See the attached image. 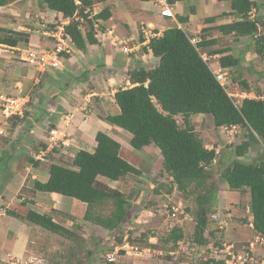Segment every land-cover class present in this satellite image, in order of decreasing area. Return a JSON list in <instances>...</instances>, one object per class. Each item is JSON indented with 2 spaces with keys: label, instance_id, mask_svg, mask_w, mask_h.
Wrapping results in <instances>:
<instances>
[{
  "label": "trees",
  "instance_id": "trees-1",
  "mask_svg": "<svg viewBox=\"0 0 264 264\" xmlns=\"http://www.w3.org/2000/svg\"><path fill=\"white\" fill-rule=\"evenodd\" d=\"M16 1L19 0H0V6ZM79 1L39 0L41 6L68 18V23L64 25L66 33L71 36L75 48L86 53L89 44L98 43L93 31L95 21L109 20L113 11L105 7L90 18L95 2L107 0ZM175 1L170 0V3ZM219 1L230 2V12L235 20L218 25V28L225 35L250 37L254 52L264 57V33L260 29V26L264 27V19L252 17L254 8L264 11V0ZM177 19L180 23H187L189 16L177 15ZM207 20L215 22L217 18L211 16ZM87 25L88 30L85 31ZM203 29L207 32L210 28ZM25 37L23 31L8 32L0 38V42L19 46L20 43H29ZM203 38L200 43L202 48L217 42L216 38ZM149 46L154 56L159 57V63L153 67L140 64L129 72L133 85L118 88L114 96L119 112L107 115L105 121L130 132V143L134 149L141 150L152 144L160 149L163 168L172 178L169 191L177 187L185 193H197L201 203L194 239L202 245L209 242L205 236L208 214L211 207L217 204L214 183L209 179L220 151L206 146L203 136L191 124V116L210 114L217 128L241 126L246 129L248 138L235 146L232 158L221 174L230 190L249 192L254 228L264 234V154L254 156L251 161L241 158L253 142L264 141V101L245 97L237 103L228 93L230 82L221 84L217 80L209 64L191 43L188 32L178 25L168 26L160 36L151 39ZM209 53L219 54L221 66L226 69H237L241 60L229 53L227 48H216ZM39 83L41 86L44 84L41 77ZM239 83L244 86L242 91H253L246 79H240ZM179 114L185 126H181L176 119ZM95 138L97 144L94 151L79 150L71 165L52 162L48 179L37 180L34 185L37 190L73 197L86 203V220L116 231L126 221L131 203L121 191L101 184L99 178L120 181L129 175L142 177L145 172L121 155L122 144L119 140L102 130L97 132ZM30 161L35 163L33 158ZM108 202L114 207L109 214L96 211ZM8 213L69 239L81 237L74 229L57 222L50 213L41 214L34 210L28 211L25 216L13 210H8ZM74 227L79 228V224ZM183 237V228L176 226L167 234L166 242L176 246ZM120 241L122 243L123 239Z\"/></svg>",
  "mask_w": 264,
  "mask_h": 264
},
{
  "label": "rangeland",
  "instance_id": "rangeland-1",
  "mask_svg": "<svg viewBox=\"0 0 264 264\" xmlns=\"http://www.w3.org/2000/svg\"><path fill=\"white\" fill-rule=\"evenodd\" d=\"M256 1L261 2V0ZM180 2L185 5L184 12L191 19L187 23H179L177 19L160 22L156 18L151 17L150 12H147L146 18H143L145 25L148 23L152 26L164 24L166 27L178 25L183 27L189 34L206 37L208 40L216 38L217 42L215 44L209 45L203 50L209 54L210 50L227 48L241 59L237 69H230L231 71L227 77L230 82L228 91L235 94L234 98L241 102L242 97L239 94L244 90V86L239 82L240 79H246L257 95L264 96V57L254 52L252 39L250 37H237L233 34L225 35L218 28L219 24L235 20V17L230 12V2H220L219 0H182ZM21 3L30 9L28 16L25 15V12L24 15L21 12L19 14L22 16L17 18L15 17L16 14L8 9L0 10V38L11 32L9 28H14L18 25L33 27V29L41 28L40 31L48 29L51 33L57 30L58 25H61L62 19L57 16H50L49 18V16L44 15V17H41L39 15L38 11L43 9L39 0H23ZM95 3V8L93 7L95 12H100L105 7H110L113 11L114 19L104 21V29L116 24L118 30H114L115 35L122 36L120 32L123 30H127L129 35L131 33L137 35L136 30L127 29L129 25L125 15L127 14L129 19L128 10L137 7L141 3L140 0H107L103 3ZM150 5L146 2L142 4L145 9L149 8ZM209 16H215L219 23L213 25L212 22L207 20ZM256 16L264 19V11L257 9ZM204 24L210 25L204 26ZM142 26L143 23L139 21L138 35L134 40H129L130 37H124L129 45H134L139 38L145 36ZM203 28L210 29L204 32L203 30L205 29ZM260 29L264 33V27L260 26ZM84 30H88V25L84 27ZM48 36L53 41H56L54 37ZM101 45L104 44L101 43ZM113 47L119 49L117 43ZM47 48L48 50L53 49L50 46ZM19 56L17 49L4 47L0 42V91L10 95H18L19 86L15 85L14 76L16 73L21 72L19 70L26 69L25 73L31 75V77L27 79L28 84L25 85L26 91L24 94L32 96V99L37 101L40 99V95L43 94L42 91L47 88V82L45 80V83L41 86L39 83L41 77L39 71L35 67L31 68ZM72 56H79L77 63H74V67H81L83 60L86 64L89 63L87 59L85 60L86 57L83 56L82 52L74 50L68 56L65 53L62 54L63 65L55 70L60 71L68 68L70 64L68 58ZM152 62L154 64V59ZM58 71H56L57 74H59ZM72 79V77L67 79L65 74L63 82H66V80L71 82ZM100 84H102L101 79ZM84 90L82 87L78 89L79 93L82 94ZM176 119L181 126H185L181 114L177 115ZM18 122V118L13 120L14 124ZM191 124L203 136L208 147H214L220 151L219 159L213 164L210 171L209 182L214 183L217 204L211 207L208 214V225L205 232V236L209 240L207 245H209L208 247H214V245L222 242H234L237 247H242L248 240L254 239L258 234L257 230L251 225L253 216L249 209L250 194L248 191L230 190L221 173L227 162L232 158L235 146L248 138L246 130L241 126L228 129L217 128L210 114L192 115ZM115 126L122 130L121 127ZM126 135L127 137H125ZM129 136L126 130H122L121 134H119L122 142L121 154L135 166L143 169L145 173L142 177L129 175L120 184H115V186H118L116 190H122L121 192L131 203L127 214L128 221H124L122 226L116 231L108 230L84 218L87 209L86 203L73 197L64 196L66 201L75 200L77 202L73 206H68L69 212L67 213L73 212L75 216H70V218L82 224L79 229L68 222L69 227L80 235L81 231L84 232L85 237L81 236L73 240L43 229L42 233L39 234L40 238L37 244L44 247V249L40 250L38 248V254H36L38 258L32 259L33 264H108L107 254L114 253L118 246L120 247L117 248L119 250V254H116L117 264L208 263H206L203 251L199 249V245L194 241V230L199 217L201 199L197 197L196 192L185 193L177 187L173 191H169L172 178L163 168V156L160 149L156 145L143 151L134 149L129 141ZM262 154H264V141L253 142L252 146L241 158L244 161H251L254 156H262ZM63 160L64 162H60L61 164L71 165L73 158L69 157ZM2 166L0 178L6 179L9 176V171L5 162ZM103 180L100 179L101 184H105V180ZM113 208L112 203L108 202L98 207L96 211L109 214ZM214 213L221 214V219H218L220 221L214 220L212 216ZM50 214L57 219V222L64 223V218H60L57 215L58 213L56 214V212L52 211ZM176 226L183 228L184 237L180 241V245L172 246L166 242V237L169 231ZM121 238L123 239L122 243L120 241ZM124 243L127 244V247L121 248ZM210 253L214 254V251L210 249L206 255ZM261 253L264 256V244Z\"/></svg>",
  "mask_w": 264,
  "mask_h": 264
},
{
  "label": "crops",
  "instance_id": "crops-1",
  "mask_svg": "<svg viewBox=\"0 0 264 264\" xmlns=\"http://www.w3.org/2000/svg\"><path fill=\"white\" fill-rule=\"evenodd\" d=\"M22 1L19 0L0 6V10L8 9L15 13L17 18L22 16L19 14L21 12H23V15L25 12V15L28 16L30 9L26 8L21 3ZM144 2L151 4L149 8L145 9L142 6ZM184 6L178 0L173 3L177 15H186ZM147 12H150V16L160 22L172 20L161 16L153 0L141 1L137 7L128 10L129 19L127 14L125 15L129 25L127 29L136 30L138 35V22L145 23L143 18H146ZM38 13L41 17H44V15L49 16V18L50 16H57L62 19L61 13L51 11L45 7L40 9ZM113 19L114 15L109 20ZM212 23L214 25L219 22ZM115 25L110 26L113 31L118 30L117 25ZM156 27L163 32L168 26L159 24ZM9 29L11 32L23 31L29 34L25 37V40L26 38L29 39V43H20L16 48L22 49L25 48L24 46H32L44 49L54 44V41L48 36V29L40 31L41 28L33 29V27L23 25ZM120 33L123 38L130 37V39H134L137 36L134 33L129 35L127 30ZM107 37L111 38L110 35H107ZM115 43L114 38L109 40L106 38L105 45L89 44L86 53L76 49L77 52H82L83 56L86 57L85 60L89 61L86 64L83 60L81 67H74V63H77L79 56H72L68 58L70 61L68 68L60 71L55 70L58 68H50L42 72L44 74L41 75V78L44 83L46 80L47 88L42 91L43 94L40 95V99L37 101L32 99L27 103L23 115L6 118L0 110V173L4 162L9 171V176L6 179L0 178V264H33L32 259L38 258L36 255L38 254V248L40 250L44 249V247L38 246L37 242L40 238L39 234L45 228L26 219L10 215L8 210L16 211L25 216L30 210L47 214L52 209H56V214L58 213L57 215L60 218H64L63 225L69 227L68 222L71 225L79 224V222H75L70 218V216H75L73 212L67 213L69 212L68 206L77 203L75 200L66 201L63 195L37 190L34 183L37 180L46 181L48 179L52 162H64L63 159L69 157L72 159L81 149L94 151L97 144L95 137L100 130L105 131L121 142L119 134L125 129L122 128L121 130L114 124L108 123L105 121L104 116L119 112L114 95L118 88L133 85L129 72L140 64L153 67L159 63V57L146 52L145 49L137 55H129L120 49L114 48ZM216 56L218 57V55ZM153 59L154 64H152ZM71 67L73 68L71 69ZM19 71L21 72L16 73L14 76V82L15 85L19 86V90L17 89L18 94H24L26 91L25 85L28 84L27 79L31 75L25 73L26 69ZM65 74L67 79L68 77L73 78L71 81L73 83L68 80L63 82ZM100 79L102 84H100ZM80 87L85 89L83 94L78 91ZM85 115L87 116L86 119ZM16 118L19 119V122L14 124L13 120ZM52 130H57V136L63 140L68 139L67 142L69 141V143L51 149L49 142ZM128 133L130 141L132 134ZM150 147H154V144L141 149V151ZM38 154H43V160L36 158ZM30 158H33L35 163H32ZM100 179H104L106 181L103 180L105 185L113 189H117L118 186H115V184H120L122 181H109L104 177L99 178V181ZM64 212H66L65 215ZM54 219L57 221L56 218ZM128 219L127 217L126 221ZM60 221L62 222V220ZM81 227L82 224H79V229ZM84 235L85 233L81 231V236L85 237Z\"/></svg>",
  "mask_w": 264,
  "mask_h": 264
},
{
  "label": "built area",
  "instance_id": "built-area-1",
  "mask_svg": "<svg viewBox=\"0 0 264 264\" xmlns=\"http://www.w3.org/2000/svg\"><path fill=\"white\" fill-rule=\"evenodd\" d=\"M155 5L159 8L160 14L164 17H169L172 19L176 18L175 11L173 6L170 4L169 0H154ZM154 25V24H153ZM95 35L99 38L100 41L105 42L107 35H112L111 31L105 32L101 29L99 23H95ZM156 26H152L149 23L143 24L142 31L145 35V40L143 42H137L135 45H129L127 41L120 38L119 36H115L117 42L119 44V49L126 53H135L140 50L141 46H149L150 40L161 34V30L156 31ZM52 35L56 38V45L52 50H35V49H24L21 50V59L25 60L26 63L35 66L39 71H45L51 67H60L63 64L62 61V53H72L74 51V44L72 38L69 34H67L64 30L63 24L57 27V30L52 33ZM189 39L191 43L200 50L199 43L202 42V38L197 35H190ZM204 59L208 60L206 54H202ZM217 80H219L222 84H226L227 82V72L222 69H213ZM231 96L235 94L229 92ZM241 97H247L249 94L247 92H242L239 94ZM29 101V97L27 95H10L4 92H0V110L6 118H10L13 115H23L25 113L26 105ZM57 130L51 131L50 136V147L59 146V140L64 143L62 138L57 136ZM43 154L36 155V158L43 159ZM175 214V213H174ZM213 217L218 220L220 218V213H215ZM220 221V220H218ZM222 226V225H221ZM264 243V236L258 235L254 241H251L249 246L242 250L235 249L234 244L223 242L221 247H213L210 246L214 254L211 255L218 264H264V258L259 259L258 257V245ZM123 247H127V244H124ZM201 250H204V247L199 245ZM206 250V248H205ZM119 254V250L116 249L114 253L107 254L108 264H117V255Z\"/></svg>",
  "mask_w": 264,
  "mask_h": 264
},
{
  "label": "clouds",
  "instance_id": "clouds-1",
  "mask_svg": "<svg viewBox=\"0 0 264 264\" xmlns=\"http://www.w3.org/2000/svg\"><path fill=\"white\" fill-rule=\"evenodd\" d=\"M154 1V0H153ZM170 1V0H169ZM178 1H182V0H178ZM77 3H80V1L79 0H77ZM171 4V3H170ZM172 6H173V4H171ZM95 8V7H94ZM159 9V8H158ZM173 9H174V7H173ZM52 11V10H51ZM88 11H90V8L88 9ZM92 11V13H91V15H90V18L92 17V16H94V15H96V14H98L99 12H95L94 11V9L93 10H91ZM261 11V10H260ZM263 11V10H262ZM56 12V11H55ZM58 13V12H57ZM159 13H160V10H159ZM175 14H176V12H175ZM162 16V15H161ZM254 16H256V9L254 8L253 9V11H252V17H254ZM164 17V16H163ZM259 17V16H258ZM167 18H169V17H167ZM172 19V18H171ZM177 19V14H176V18L174 19V20H176ZM173 20V19H172ZM178 20V19H177ZM68 18H64L63 16H62V20H61V25L63 24V26L65 25V24H67L68 23ZM108 21V20H107ZM99 23V25H100V27H101V29L103 30V31H105V32H108V31H111L112 32V35H110V37L111 38H108L107 37V39L109 40V39H112V38H114L115 39V41H116V43H117V46L119 47V44H118V42H117V39L115 38V36H118V35H115V32L112 30V28H106V29H104V26H103V22L104 21H95V23ZM179 22V21H178ZM95 23H94V25H95ZM180 23V22H179ZM143 24H145V23H143ZM153 24V23H152ZM182 24H184V23H182ZM58 26H60V25H58ZM155 26V25H154ZM181 27V26H180ZM183 28V27H182ZM64 30H65V28H64ZM155 30L156 31H158V30H160L158 27H156L155 28ZM93 31H94V36L96 37V35H95V32H96V30H95V27H93ZM66 32V31H65ZM163 32L161 31V34H162ZM160 34V35H161ZM49 35L50 36H52V37H54L53 35H52V33L50 32V30H49ZM160 35H158V36H160ZM190 35H195V34H189L188 33V37L190 36ZM198 36V35H197ZM71 37V36H70ZM120 38H122V39H124L125 40V38H123V37H121V36H119ZM156 37V36H155ZM201 37V36H200ZM242 37H248V36H242ZM55 38V37H54ZM143 38V39H142ZM154 38V37H153ZM202 38V41H203V37H201ZM56 39V38H55ZM96 39L98 40V44H104L105 45V42H102V41H100L99 40V38H97L96 37ZM135 39V38H134ZM134 39H130L129 38V40H134ZM145 40V36L144 37H141V38H139L138 40H137V42H143ZM73 41V40H72ZM151 41V40H150ZM137 42H135V44L137 43ZM4 47H8V48H13V49H17L18 50V52H19V55H21V50H24V49H35V50H48V48L46 47V48H44V49H41V48H37V47H32V46H28V47H25V48H22V49H19V48H16L17 46H9V45H7V44H5V43H1ZM73 44H74V42H73ZM134 44V45H135ZM149 44H150V42H149ZM55 45H56V41H54V44H53V46H51L52 48H54L55 47ZM199 47H200V50H198L197 48V50L199 51V53H200V55L202 56V54H206L207 56H209L208 57V60H206V59H204L208 64H209V66L211 67V70L213 71V69H216V70H218V69H222V70H224V71H226L227 72V75L229 74V70L230 69H226V68H223L222 66H221V63H220V60H219V58H220V55L219 54H215V55H212V54H208L205 50H203V48L200 46V43H199ZM144 48H147V49H145L146 50V52H150V53H152L153 54V52H152V50L150 49V46H141V48H140V50H138L137 52H136V54L135 53H127V54H129V55H132V54H134V55H137L138 53H140L141 51H143V49ZM74 50H76V48H75V46H74ZM122 51V50H121ZM74 52V51H73ZM72 52V53H73ZM124 52V51H123ZM63 53H67V52H63ZM62 53V54H63ZM72 53H68V54H72ZM126 53V52H125ZM229 53H233L232 51H230L229 50ZM61 54V55H62ZM234 55H236L235 53H233ZM154 55V54H153ZM216 55H218V57L216 56ZM236 56H238V55H236ZM203 57V56H202ZM239 57V56H238ZM19 58L21 59V57L19 56ZM204 58V57H203ZM22 61H25V60H23V59H21ZM62 61H63V59H62ZM26 62V61H25ZM28 64V63H27ZM29 66H31V67H35V66H32V65H30V64H28ZM63 65V64H62ZM61 65V66H62ZM60 66V67H61ZM60 67H51V68H60ZM36 68V67H35ZM37 69V68H36ZM48 69H50V68H48ZM48 69H46V70H48ZM234 69V68H233ZM38 70V69H37ZM45 70V71H46ZM39 71V70H38ZM42 72H44V71H39V73H40V75H42ZM213 73H214V71H213ZM215 74V73H214ZM216 76V75H215ZM219 81V80H218ZM228 81V80H227ZM220 82V81H219ZM221 83V82H220ZM222 84V83H221ZM1 92V91H0ZM242 92H247L248 94H249V96H247V97H251V98H259V99H262L263 101H264V96H261V95H257L256 93H255V91L253 90V91H251V92H248V91H242ZM242 92H240V93H242ZM228 93H229V91H228ZM21 95H26V94H21ZM230 95V94H229ZM28 97H29V95H27ZM231 96V95H230ZM233 98H234V96H232ZM243 98H245V97H242V99ZM235 99V98H234ZM29 101H30V97H29ZM28 101V102H29ZM235 101L237 102V103H240V101H237L236 99H235ZM27 106V105H26ZM202 114V113H201ZM14 116V115H13ZM85 117V119H86V115L84 116ZM235 127H237V126H233L232 128H235ZM222 128H224V129H228L227 127H222ZM221 128V129H222ZM246 130V129H245ZM246 133H247V131H246ZM50 136H51V132H50ZM247 139V138H246ZM245 139V140H246ZM63 140V139H62ZM67 140L68 139H64L63 141H66L67 142ZM260 142H262V141H260ZM67 143H69V141L67 142ZM67 143H64V142H62L61 140H59V146H55V147H51V149H54V148H56V147H61V146H63V145H66ZM258 143V142H257ZM49 144H50V142H49ZM207 146V145H206ZM252 146V145H251ZM208 147V146H207ZM208 148H210V147H208ZM217 151H218V149H216ZM38 159V158H37ZM40 160H43V159H40ZM215 162H217V161H215ZM215 162H214V164H215ZM215 214V213H214ZM214 214H212V216L214 215ZM221 215V214H220ZM214 220H215V218H214ZM216 221H218V220H216ZM222 221V220H221ZM253 227H254V225H253V222H252V224H251ZM255 229V228H254ZM257 235L256 236H258V235H262V236H264V234H262V233H260V232H258L257 231ZM256 236L254 237V239H251V240H248V242L246 243V244H244V246H242V247H237V245L234 243V242H227V243H232V244H234V246H235V249H237V250H242V249H245V248H247L248 246H249V244H250V242L251 241H254L255 239H256ZM198 245H201L202 247H204V250H201L200 248V250L201 251H203V255H205L204 256V258H205V260L208 262V264H218V262L214 259V258H212L211 257V255L213 254V253H210L209 255H206L207 253H208V251L211 249L210 247H208L209 245H202V244H200L199 242H197L196 240H194ZM124 244H126V243H124ZM179 245H180V242L178 243ZM209 244V243H208ZM222 244H223V242L221 243V244H218V245H214V247H221L222 246ZM264 244V243H263ZM263 244H259L258 245V250H257V253H258V257H259V259H263L264 258V256H263V254L261 253V249H262V246H263ZM121 248H123V246L121 247ZM205 248H206V250H205ZM172 253H174V252H172ZM203 259V258H202ZM222 261H220L219 262V264L221 263Z\"/></svg>",
  "mask_w": 264,
  "mask_h": 264
}]
</instances>
